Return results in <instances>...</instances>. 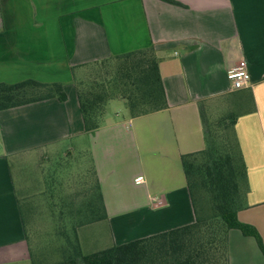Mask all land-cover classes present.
Here are the masks:
<instances>
[{
  "label": "crops",
  "instance_id": "crops-1",
  "mask_svg": "<svg viewBox=\"0 0 264 264\" xmlns=\"http://www.w3.org/2000/svg\"><path fill=\"white\" fill-rule=\"evenodd\" d=\"M175 1L0 0V82H60L67 92L66 101L0 111V264H32L13 167L24 175L34 157L60 143L89 151V173L104 196L107 219L78 228L82 248L83 231L101 222L111 246L195 222L181 156L206 145L202 109L237 117L250 186L238 218L264 241V0ZM150 47L168 108L139 117L128 107L107 111L99 129L85 131L77 77L89 64ZM241 60L251 82L234 90L228 73ZM229 260L264 264V254L235 229Z\"/></svg>",
  "mask_w": 264,
  "mask_h": 264
},
{
  "label": "trees",
  "instance_id": "trees-1",
  "mask_svg": "<svg viewBox=\"0 0 264 264\" xmlns=\"http://www.w3.org/2000/svg\"><path fill=\"white\" fill-rule=\"evenodd\" d=\"M76 90L87 132L102 126L107 104L113 98L124 99L132 117L169 106L153 47L87 65L84 75L77 78ZM53 98L67 100L62 83L34 79L13 84L0 82V111ZM201 114L206 145L202 150L181 156L195 222L85 254L78 228L107 219L101 184L94 179L90 185L87 183L77 214L69 216L71 224L62 216V223L66 221L63 227L69 225V228L62 230L65 243L60 249V259L50 264H230L229 233L235 229L254 237L264 254V241L257 228L238 218L239 212L248 207L250 186L235 129L237 117L210 120L204 109ZM19 204L32 264H47L34 254L26 227L23 207L29 205L28 209L33 212V204L22 196Z\"/></svg>",
  "mask_w": 264,
  "mask_h": 264
},
{
  "label": "rangeland",
  "instance_id": "rangeland-1",
  "mask_svg": "<svg viewBox=\"0 0 264 264\" xmlns=\"http://www.w3.org/2000/svg\"><path fill=\"white\" fill-rule=\"evenodd\" d=\"M228 102L230 100L227 99L217 101L221 105H227ZM126 107L128 106L124 99L113 98L108 102L106 112L117 113ZM210 114V120L220 118L218 115L212 117V112ZM75 145L74 141H70L49 147L44 154L34 157L32 162L35 165H31L29 161L30 164L23 170L25 176L16 165L13 167L17 188H21V196L29 199L34 207L33 212L28 209L29 205L23 207L32 250L37 258L47 264L60 259V249L65 243L62 230H68L71 224L68 221L69 216L77 214L85 188L91 184L90 180H94V175L89 173L93 167L89 151L82 146L74 149ZM22 176L25 178L23 184ZM62 216L69 223L66 228L63 227L66 221L62 223ZM82 238L85 254L111 246L112 238L105 222L97 224L91 230H84Z\"/></svg>",
  "mask_w": 264,
  "mask_h": 264
},
{
  "label": "built area",
  "instance_id": "built-area-1",
  "mask_svg": "<svg viewBox=\"0 0 264 264\" xmlns=\"http://www.w3.org/2000/svg\"><path fill=\"white\" fill-rule=\"evenodd\" d=\"M228 78L231 81L234 90L244 89L249 86L251 75L247 62L241 60L235 68L229 71Z\"/></svg>",
  "mask_w": 264,
  "mask_h": 264
}]
</instances>
